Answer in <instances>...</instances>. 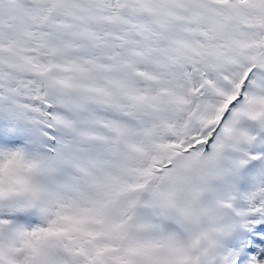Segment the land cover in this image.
I'll return each instance as SVG.
<instances>
[{
  "label": "snow or ice",
  "instance_id": "obj_1",
  "mask_svg": "<svg viewBox=\"0 0 264 264\" xmlns=\"http://www.w3.org/2000/svg\"><path fill=\"white\" fill-rule=\"evenodd\" d=\"M0 264H264V0H0Z\"/></svg>",
  "mask_w": 264,
  "mask_h": 264
}]
</instances>
